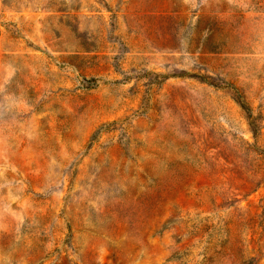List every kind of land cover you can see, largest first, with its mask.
<instances>
[{
	"label": "rangeland",
	"instance_id": "obj_1",
	"mask_svg": "<svg viewBox=\"0 0 264 264\" xmlns=\"http://www.w3.org/2000/svg\"><path fill=\"white\" fill-rule=\"evenodd\" d=\"M0 264H264V0H0Z\"/></svg>",
	"mask_w": 264,
	"mask_h": 264
}]
</instances>
